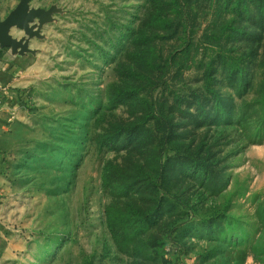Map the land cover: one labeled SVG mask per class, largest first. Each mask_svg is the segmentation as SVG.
<instances>
[{
  "label": "rangeland",
  "instance_id": "rangeland-1",
  "mask_svg": "<svg viewBox=\"0 0 264 264\" xmlns=\"http://www.w3.org/2000/svg\"><path fill=\"white\" fill-rule=\"evenodd\" d=\"M31 7L30 51L0 45V264H264V0Z\"/></svg>",
  "mask_w": 264,
  "mask_h": 264
},
{
  "label": "water",
  "instance_id": "water-1",
  "mask_svg": "<svg viewBox=\"0 0 264 264\" xmlns=\"http://www.w3.org/2000/svg\"><path fill=\"white\" fill-rule=\"evenodd\" d=\"M31 1L21 0L5 20L0 19V45L2 47H10L14 51L20 49L22 53L30 51L27 41L12 36V28L19 27L31 37L39 36L40 31L32 26V22L37 18L44 21L50 18L54 12L53 9L32 8Z\"/></svg>",
  "mask_w": 264,
  "mask_h": 264
},
{
  "label": "trees",
  "instance_id": "trees-1",
  "mask_svg": "<svg viewBox=\"0 0 264 264\" xmlns=\"http://www.w3.org/2000/svg\"><path fill=\"white\" fill-rule=\"evenodd\" d=\"M206 87L207 89L214 95V97L216 98V103H215V106H216V111H219L220 114H223V111L225 110L224 108V100L220 97H218L217 95V92L212 89L211 87V84L210 82L207 80V83H206ZM198 102H201V99L199 98L198 99ZM158 120L160 118H162L163 120V125H165V127L168 129L169 127V124H167V120L165 121V119L167 118H164L163 114H159L158 115ZM167 145H168V139L166 138L165 140L161 139L159 142H158V149H159V166L156 167V171H157V175L155 177H149V173H146V171H144V168H139V173L136 175L137 178H139L141 175L144 177V180L143 182L147 183L148 186H154L155 184L157 185L160 181V178H165L166 174H165V171H164V168H165V165L162 164L161 162V159H162V155H163V152L167 149ZM157 150V149H156ZM158 151V150H157ZM222 173V172H221ZM112 176H114L115 178L117 177L114 174H112ZM216 176V175H215ZM213 178V180H211L212 182H217L220 178L219 177H215ZM218 176V175H217ZM113 181L112 177L110 176V181ZM119 180V179H117ZM210 180H208L207 182H209ZM120 184H124L125 188L127 187L126 184H129L128 181H118ZM155 185V186H156ZM231 224V222L229 223ZM221 223L220 221H216V220H207V221H204V229L205 231L207 230V232L209 231V233L211 234L210 236H217L218 239H225V238H229L231 237L232 235V240L234 242L235 240V237H236V234L234 235V228L231 226V225H228V227L226 228H223L220 226ZM150 227L148 226L147 229H149ZM219 228V229H218ZM198 230V229H197ZM126 233V232H125ZM238 236V235H237ZM173 237H170L168 239V241L166 240L164 242V246L166 248L167 244L172 240ZM156 246V243H151L149 247H154Z\"/></svg>",
  "mask_w": 264,
  "mask_h": 264
},
{
  "label": "crops",
  "instance_id": "crops-1",
  "mask_svg": "<svg viewBox=\"0 0 264 264\" xmlns=\"http://www.w3.org/2000/svg\"><path fill=\"white\" fill-rule=\"evenodd\" d=\"M259 236H261V234H259Z\"/></svg>",
  "mask_w": 264,
  "mask_h": 264
},
{
  "label": "built area",
  "instance_id": "built-area-1",
  "mask_svg": "<svg viewBox=\"0 0 264 264\" xmlns=\"http://www.w3.org/2000/svg\"><path fill=\"white\" fill-rule=\"evenodd\" d=\"M170 250V248H168Z\"/></svg>",
  "mask_w": 264,
  "mask_h": 264
}]
</instances>
